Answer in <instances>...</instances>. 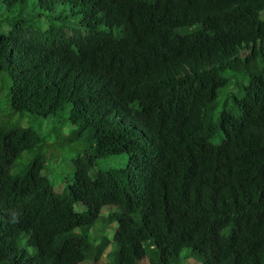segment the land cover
Returning <instances> with one entry per match:
<instances>
[{
	"label": "trees",
	"instance_id": "trees-1",
	"mask_svg": "<svg viewBox=\"0 0 264 264\" xmlns=\"http://www.w3.org/2000/svg\"><path fill=\"white\" fill-rule=\"evenodd\" d=\"M0 8V264H264V0ZM62 113L59 194L23 119Z\"/></svg>",
	"mask_w": 264,
	"mask_h": 264
},
{
	"label": "rangeland",
	"instance_id": "rangeland-1",
	"mask_svg": "<svg viewBox=\"0 0 264 264\" xmlns=\"http://www.w3.org/2000/svg\"><path fill=\"white\" fill-rule=\"evenodd\" d=\"M1 10V8H0ZM0 31L3 34L7 33V30L0 23ZM9 84L4 75H0V115H6L8 113L5 97L8 94ZM12 120H18L19 116H11ZM20 120V119H19ZM25 125L32 127L40 137L41 145L47 156L46 168L44 175L53 183L54 190L56 192H62L63 188L66 187V180L70 179V175L73 173L71 160L78 156V150L81 148L80 145L72 143L70 137L72 129L66 123V115L63 113L58 115L56 118L40 119L31 115H26ZM46 149V150H45ZM30 155L25 152L22 155L23 162H28ZM120 164V160H112ZM21 166L17 168L20 169ZM60 194V193H59ZM114 225L113 228H115ZM112 230L110 231V233ZM111 237V235H110ZM87 264V263H84ZM101 264H114L111 259L103 258Z\"/></svg>",
	"mask_w": 264,
	"mask_h": 264
},
{
	"label": "clouds",
	"instance_id": "clouds-1",
	"mask_svg": "<svg viewBox=\"0 0 264 264\" xmlns=\"http://www.w3.org/2000/svg\"><path fill=\"white\" fill-rule=\"evenodd\" d=\"M57 193H60V192H57Z\"/></svg>",
	"mask_w": 264,
	"mask_h": 264
}]
</instances>
